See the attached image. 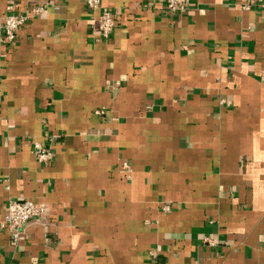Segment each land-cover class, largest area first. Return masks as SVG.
<instances>
[{"label": "crops", "instance_id": "1", "mask_svg": "<svg viewBox=\"0 0 264 264\" xmlns=\"http://www.w3.org/2000/svg\"><path fill=\"white\" fill-rule=\"evenodd\" d=\"M245 4L102 0L104 38L85 0H0V23L44 7L0 43V264H264V5ZM10 200L47 206L17 239Z\"/></svg>", "mask_w": 264, "mask_h": 264}, {"label": "built area", "instance_id": "2", "mask_svg": "<svg viewBox=\"0 0 264 264\" xmlns=\"http://www.w3.org/2000/svg\"><path fill=\"white\" fill-rule=\"evenodd\" d=\"M163 5L164 11L171 14L185 12L189 8L190 0H158ZM88 10L96 15L98 19L99 33L102 37L108 38L116 27V20L113 12L102 7V0H85ZM264 0H246L245 7L253 8L263 6ZM44 7L38 6L25 12H19L17 6L11 5L0 23V43H13L16 41L18 33L27 25L32 16L41 14ZM36 156L39 162L49 163L54 158V152L41 143H35ZM171 206L165 205L163 210L169 211ZM47 213V206L37 204L31 200L8 202L4 215V224L9 230L13 239H17L20 230L32 221L43 219Z\"/></svg>", "mask_w": 264, "mask_h": 264}]
</instances>
